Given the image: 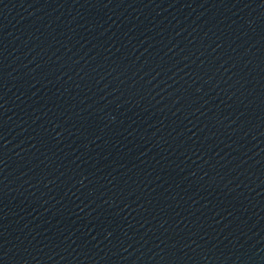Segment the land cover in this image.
Masks as SVG:
<instances>
[{"label":"water","instance_id":"95a60500","mask_svg":"<svg viewBox=\"0 0 264 264\" xmlns=\"http://www.w3.org/2000/svg\"><path fill=\"white\" fill-rule=\"evenodd\" d=\"M0 264H264V0H0Z\"/></svg>","mask_w":264,"mask_h":264}]
</instances>
